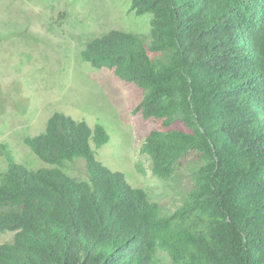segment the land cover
Wrapping results in <instances>:
<instances>
[{"label": "trees", "instance_id": "1", "mask_svg": "<svg viewBox=\"0 0 264 264\" xmlns=\"http://www.w3.org/2000/svg\"><path fill=\"white\" fill-rule=\"evenodd\" d=\"M148 37L111 30L84 62L143 90L155 127L143 152L168 179L187 161L192 187L170 213L95 159L104 128L62 113L24 143L52 167L28 170L6 146L0 264H264V0H130ZM82 158L87 181L63 171Z\"/></svg>", "mask_w": 264, "mask_h": 264}, {"label": "rangeland", "instance_id": "2", "mask_svg": "<svg viewBox=\"0 0 264 264\" xmlns=\"http://www.w3.org/2000/svg\"><path fill=\"white\" fill-rule=\"evenodd\" d=\"M150 14L130 12V0H0V145L28 170L52 167L25 145V137L44 132L54 113L89 128H104L109 141L95 159L143 189L164 213L173 212L192 184L187 161L168 179H159L142 145L155 127L134 109L143 90L116 77L112 70L84 62L86 43L111 30L148 37ZM0 152V175L7 169ZM63 171L87 181L85 162H66ZM12 233L0 234V244ZM160 264H169L162 257Z\"/></svg>", "mask_w": 264, "mask_h": 264}]
</instances>
